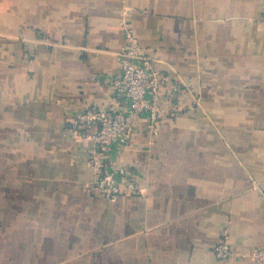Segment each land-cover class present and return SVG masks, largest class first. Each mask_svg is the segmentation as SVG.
Segmentation results:
<instances>
[{"label":"crops","instance_id":"obj_1","mask_svg":"<svg viewBox=\"0 0 264 264\" xmlns=\"http://www.w3.org/2000/svg\"><path fill=\"white\" fill-rule=\"evenodd\" d=\"M128 31L163 80L162 106L116 160L142 192L107 200L70 120L120 106L103 78L120 73ZM255 181L264 0H0V264H258Z\"/></svg>","mask_w":264,"mask_h":264},{"label":"built area","instance_id":"obj_2","mask_svg":"<svg viewBox=\"0 0 264 264\" xmlns=\"http://www.w3.org/2000/svg\"><path fill=\"white\" fill-rule=\"evenodd\" d=\"M127 38V43L117 54L120 73L103 78L120 98V106L111 110L88 107L70 120L72 132L92 142L88 164L94 174V188L107 200L142 192L137 175L119 166L116 160L129 148L138 120L147 121L152 130H156L162 106L163 80L153 66V58L132 31H128ZM254 187L263 193L264 181H255ZM216 255L221 260L232 257L233 251L226 237L217 246ZM250 258L263 264L264 249L255 250Z\"/></svg>","mask_w":264,"mask_h":264}]
</instances>
